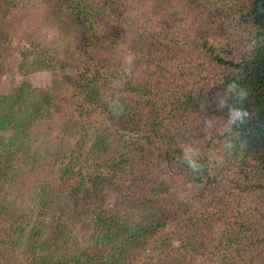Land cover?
<instances>
[{
	"label": "trees",
	"instance_id": "16d2710c",
	"mask_svg": "<svg viewBox=\"0 0 264 264\" xmlns=\"http://www.w3.org/2000/svg\"><path fill=\"white\" fill-rule=\"evenodd\" d=\"M21 1L33 2L0 0V12L8 7V16L10 6ZM105 1L34 0L66 40L63 49L39 57L32 56V47L14 44L12 34H0L1 67L17 51L23 76L71 71L68 79L45 88L25 81L17 92L0 95V264H225L252 227L242 223L238 232L223 227L224 241L202 202L225 183L242 195L264 190V0L152 1L161 8L177 2L188 13L184 17L201 16L195 17L207 30L195 35L199 68L203 74L218 72L209 92L193 80L192 88L159 90L152 121L139 131L120 126L135 122L131 92L143 100L151 86L144 85L142 94L139 82L111 71L123 82L116 89L124 95L122 117L108 108L116 92L110 93L109 77H102L108 65L103 52L122 31ZM183 56L182 72H193L189 53ZM232 83L248 93L243 124L232 122L240 107L228 88ZM214 115L224 124L205 138L199 157L189 158L175 141L189 124ZM112 137L124 143L121 150ZM183 237L189 240L176 246ZM254 245L244 243L248 254L238 264H264V244Z\"/></svg>",
	"mask_w": 264,
	"mask_h": 264
},
{
	"label": "rangeland",
	"instance_id": "374dc122",
	"mask_svg": "<svg viewBox=\"0 0 264 264\" xmlns=\"http://www.w3.org/2000/svg\"><path fill=\"white\" fill-rule=\"evenodd\" d=\"M152 1L140 0L137 3L133 0L105 1L107 13L111 15V19H114L118 26H121L122 36L120 38L112 36L113 39L111 41L114 43L108 41L110 50L105 49L103 52L104 60L108 63L104 70L108 71L103 70L102 77L104 79L109 77L110 83L118 78L117 76L115 79L113 77L114 73H110L111 71H115L120 77H123L120 75V72L124 73L123 59L130 52L135 55L136 60L134 61L133 74L130 76L126 75V77L139 82L138 85H141L142 88L138 92L142 94L145 93L143 87L146 85L152 87L151 90L147 89L143 100L139 96H135V92H131L133 102L131 103L130 115L135 122L130 126L122 123L120 129H125L126 127L132 131H139L143 129L144 125L149 124L152 121V113L158 98L154 97L159 90H174L176 87L184 86L192 88L194 84L189 83L188 80H193L197 84L199 82L197 87L209 92L214 86L215 80L213 78L218 72L216 68H213L203 74L199 68V63L202 60L200 59L198 62L197 59L200 53V44L195 35L207 30V25L202 27L200 20L197 19L201 16L197 17V15H194V18L192 16H190L191 18L189 16L184 17L188 13H184V9L177 2L171 8H161L159 6L157 8ZM2 2H8V4L9 2L16 3L15 0H2ZM3 9L4 11L0 12V34L2 36L12 34L11 39L14 44L35 49L36 51L32 52L33 57H39L44 51L56 50L59 47L63 49L66 46V40L62 39L58 30L52 26L51 20L49 21L50 18L41 4H34V0L33 2L21 1L17 8L10 6L11 12H9L8 16H5L8 13L6 10L8 7ZM104 33H109L108 29ZM70 40L75 41L74 38ZM166 46L174 53L167 52L164 49ZM188 53L190 57L188 62L192 60L195 63H191L193 72H189V70L182 72V63L184 61L181 62V57L182 54L184 55L183 57H186ZM19 59L18 52L12 51L8 55L7 66L1 67L0 65V95L9 96L17 92L25 81L29 82L33 88H45L55 80L68 79L71 74V71L66 73V70L56 69L23 76L18 70ZM186 62L185 59V64ZM182 73H185V75ZM145 80L151 83H144ZM110 85L108 86L110 93L118 92L116 89L113 90ZM66 95L71 96L72 94L67 93ZM120 95L122 99L124 95ZM122 115H115V117L119 119ZM194 123L196 124H189L190 128L186 134L175 141L176 145L189 158H197L201 155L205 138L208 140L211 134L220 130V127L224 124V119L214 115L204 117ZM117 134L121 139V133ZM58 135H60L61 139V134L56 132L55 136ZM62 140L63 142L68 141L66 137H63ZM112 141L116 142L117 140L112 137ZM116 144L121 150L124 143L117 141ZM163 176L166 177L164 173ZM189 191H184V196L187 198L190 197ZM184 196H180L179 200L183 201ZM141 200H144V198L141 197ZM202 203H205L203 205L204 208L208 207L210 217L220 224L219 228L214 227L217 236H222L223 227H228L227 231L232 230L234 232H238L242 223L250 224L252 227L245 231L244 237H241V243H235L239 247L227 254L228 258L225 260V264H238L237 261L242 258V255L247 257L248 253L242 250L244 243L247 245L253 241L255 243L253 247H257L259 241L264 244V222L260 221V218H264V190L242 195L231 183H225L221 188L209 191L208 196ZM88 209L90 212L86 214V218L90 219L94 214L91 211V207H88ZM142 209L143 206L139 207L138 211L141 212ZM139 215L137 214L138 217ZM85 221L87 222L88 220ZM226 236H222L224 241H226ZM188 240L186 237L179 238L176 246ZM0 249H2L1 244ZM1 253L0 251V255ZM222 253H225V250ZM230 256L231 258H229ZM196 264H204V262L198 261Z\"/></svg>",
	"mask_w": 264,
	"mask_h": 264
},
{
	"label": "clouds",
	"instance_id": "9594fccd",
	"mask_svg": "<svg viewBox=\"0 0 264 264\" xmlns=\"http://www.w3.org/2000/svg\"><path fill=\"white\" fill-rule=\"evenodd\" d=\"M135 60H136L135 55L130 53V52L124 56L123 72L125 75L130 76L133 74V67H134V61ZM67 72H68V70L66 69V73ZM110 87L113 90L118 89V88H123V82L120 79L113 80L111 82ZM228 88L230 91H232L234 93L235 99L237 100L238 104L240 105V107L238 109L233 110L232 122H234L235 120L238 119L240 121V123L243 124L249 116V113L243 108V103L245 100H247L248 93L243 87H241L235 83L229 84ZM115 97L116 98L108 104V108L114 115L119 116L122 114V108H123L122 103L119 102L121 99L120 93L116 92ZM190 166L193 167L194 170H196L198 167L195 164V162H190Z\"/></svg>",
	"mask_w": 264,
	"mask_h": 264
}]
</instances>
